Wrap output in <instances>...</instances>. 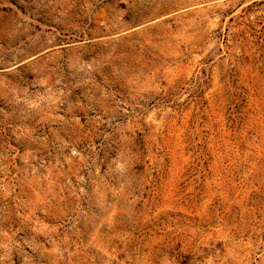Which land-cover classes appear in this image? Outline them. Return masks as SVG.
<instances>
[{"label": "rangeland", "instance_id": "rangeland-1", "mask_svg": "<svg viewBox=\"0 0 264 264\" xmlns=\"http://www.w3.org/2000/svg\"><path fill=\"white\" fill-rule=\"evenodd\" d=\"M0 264H264V0H0Z\"/></svg>", "mask_w": 264, "mask_h": 264}]
</instances>
